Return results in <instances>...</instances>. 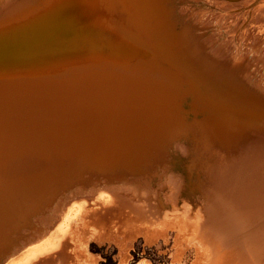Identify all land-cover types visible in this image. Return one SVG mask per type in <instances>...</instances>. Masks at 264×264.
<instances>
[{
  "label": "rangeland",
  "instance_id": "374dc122",
  "mask_svg": "<svg viewBox=\"0 0 264 264\" xmlns=\"http://www.w3.org/2000/svg\"><path fill=\"white\" fill-rule=\"evenodd\" d=\"M0 1V264L78 198L62 245L28 264H264V236L244 248L252 229L224 228L245 210L264 226V96L243 84L264 87V0Z\"/></svg>",
  "mask_w": 264,
  "mask_h": 264
},
{
  "label": "bare ground",
  "instance_id": "6f19581e",
  "mask_svg": "<svg viewBox=\"0 0 264 264\" xmlns=\"http://www.w3.org/2000/svg\"><path fill=\"white\" fill-rule=\"evenodd\" d=\"M11 0H2V3L4 2H7L6 3V7L7 8H10L11 6H13V4H16V1H18V0H16V1H14L15 3H12V2H10ZM20 1V0H19ZM1 2V1H0ZM18 3V2H17ZM22 3V2H21ZM20 3V4H21ZM24 3V2H23ZM5 5V4H4ZM18 5V4H17ZM25 5V4H24ZM15 7H16V5H14ZM19 6V5H18ZM14 7V8H15ZM2 12H3V10H5V9H3V7H2ZM1 10H0V12H1ZM13 10H15V9H13ZM12 10V11H13ZM17 10V9H16ZM21 10V9H20ZM9 13V12H8ZM4 14H5V12H4ZM10 14V13H9ZM14 14V13H13ZM6 16V15H5ZM2 20V19H1ZM22 23V22H21ZM43 27V26H42ZM24 31V30H23ZM35 32V31H34ZM32 33V32H31ZM15 34V33H14ZM9 38V37H8ZM3 43V42H2ZM12 43V42H11ZM249 48V47H248ZM258 48V47H257ZM1 49H2V47H1ZM3 49H4V47H3ZM2 49V50H3ZM256 54H258V53H256ZM245 55V54H244ZM0 56H2V55H0ZM260 56V55H259ZM260 61H262V65L261 66H263L264 67V59H262V57H261V59H259ZM256 57H255V59H254V65L256 66L258 63H260V61H259ZM245 67H247V66H245ZM245 70L246 71H244V68H242V71H243V77H249V76H247V75H249L248 73H246V72H248V69L247 68H245ZM251 79V78H250ZM245 80L244 79V81H243V84H244V87H245V89H247L246 87H247V85H246V83H251V85H252V87H253V89H254V93L255 92H257V94H258V96H264V87L261 85V83L259 82V80H256V78H255V80L253 81V80ZM98 84V83H97ZM104 85V84H103ZM104 87V86H103ZM105 88V87H104ZM95 89V88H94ZM102 90V89H101ZM91 91V90H90ZM105 91H106V89H105ZM245 91V90H244ZM52 92V91H51ZM73 92V91H72ZM36 93V92H35ZM44 93V92H43ZM83 93H86V92H83ZM90 93V92H89ZM7 94V93H6ZM47 94V93H46ZM62 94V93H61ZM78 94V93H77ZM93 94V93H92ZM8 95V94H7ZM33 95H35V94H33ZM37 95H40L39 94V92L37 93ZM48 95H49V93H48ZM74 95H75V93H74ZM85 95V94H84ZM87 95V94H86ZM41 96V95H40ZM56 96V95H55ZM73 96V95H72ZM83 96V95H82ZM82 96H80V97H82ZM101 96V95H100ZM99 96V97H100ZM106 96V95H105ZM45 97V96H44ZM47 97H49V96H47ZM90 97V96H89ZM88 97V98H89ZM104 97V96H103ZM108 97V96H107ZM29 98H31V97H29ZM32 98H33V96H32ZM43 98V97H42ZM101 98V97H100ZM99 98V99H100ZM257 98V97H256ZM19 99V98H18ZM34 99V98H33ZM40 99V98H39ZM80 99V98H79ZM260 99V98H259ZM258 99V100H259ZM31 101H32V99H30ZM30 100H28L29 102H30ZM83 100H84V98H83ZM85 100H86V98H85ZM16 101V100H15ZM86 101H88V99L86 100ZM92 101L94 102L95 100H93L92 99ZM92 101H88V104H89V102H91L92 103ZM97 101V100H96ZM112 101V100H111ZM35 102V101H34ZM39 102V101H38ZM81 103H82V101H81ZM85 103H87V102H85ZM94 103H96V102H94ZM98 103V102H97ZM96 103V104H97ZM256 103H258V102H256ZM8 104V103H7ZM104 104H105V102H104ZM104 104H103V102H102V105L104 106ZM92 105V104H91ZM99 105H101V104H99ZM107 105V104H106ZM106 105H105V108H106ZM113 105V104H112ZM8 106V105H7ZM50 106V105H49ZM85 106H87V105H85ZM84 106V107H85ZM93 106V105H92ZM91 106V107H92ZM108 107L110 106V104L109 105H107ZM59 107V106H58ZM78 107L80 108L81 107V105H79V106H77V109H78ZM82 107H83V105H82ZM88 107V106H87ZM90 107V108H91ZM100 107V106H99ZM102 107V106H101ZM76 108V107H75ZM110 108V107H109ZM112 108V107H111ZM54 109V108H53ZM61 109V108H60ZM59 109V110H60ZM87 109H89V107L87 108ZM102 109V108H101ZM108 109V108H107ZM107 109H105V111L107 110ZM176 109H178V108H176ZM62 110V109H61ZM60 110V111H61ZM91 110V109H90ZM109 110V109H108ZM112 110V109H111ZM153 110V109H152ZM257 110V109H256ZM63 111V110H62ZM61 111V112H62ZM82 111H84L85 112V109H82ZM95 111V110H94ZM98 111V110H97ZM102 111V110H101ZM100 111V112H101ZM113 111V110H112ZM243 111H245V112H249V111H247V110H243ZM57 112V111H56ZM59 112V111H58ZM64 112H65V110H64ZM76 112H78V111H76ZM80 112V111H79ZM78 112V113H79ZM107 112V111H106ZM105 112V113H106ZM114 112V111H113ZM82 112H80V114H81ZM93 113V112H92ZM104 113V114H105ZM109 113V112H108ZM174 113V112H173ZM103 114V115H104ZM99 115V114H98ZM106 115V114H105ZM153 115V114H152ZM245 115H247V114H245ZM82 116V115H81ZM107 116V115H106ZM241 116V115H240ZM10 117V116H9ZM35 117V116H34ZM91 117V116H90ZM110 117V116H109ZM245 116H243L242 115V118H244ZM259 117V116H258ZM11 118V117H10ZM84 118V117H83ZM246 119H244V120H247V117H245ZM251 118L255 121V122H259L260 121V119L259 118H257L256 117V115H252L251 116ZM251 118H248V119H251ZM3 120V119H2ZM38 120V119H37ZM107 120V119H106ZM214 120V119H213ZM252 120V121H253ZM116 121V120H115ZM207 121V120H206ZM211 121V120H210ZM110 122V121H109ZM208 123V122H207ZM246 123V122H245ZM256 123V124H257ZM154 125V124H153ZM214 125H216V124H214ZM29 127V126H28ZM118 127H121L120 125H118ZM17 128V127H16ZM206 128V127H205ZM19 129V128H18ZM216 129V128H215ZM2 130V129H1ZM205 130V129H204ZM30 131V130H29ZM39 131V130H38ZM5 132H6V130H5ZM120 132H122V131H120ZM160 132V131H159ZM18 133V132H17ZM27 133V132H26ZM123 133V132H122ZM138 133V132H137ZM217 133V132H216ZM226 133H227V131H226ZM120 134V133H119ZM256 134V133H255ZM47 135V134H46ZM124 135V134H123ZM143 135V134H142ZM227 135V134H226ZM250 135V134H249ZM255 136V135H254ZM21 137V136H20ZM89 137V136H88ZM125 137H127V136H125ZM202 137H204V136H202ZM256 137H258V136H256ZM256 137H255V139H256ZM4 138V137H3ZM7 138V137H6ZM22 138V137H21ZM102 138H104V139H106L105 137H102ZM102 138H100V139H102ZM138 138V137H137ZM228 138V137H227ZM18 139V138H17ZM103 139V140H104ZM109 139V138H108ZM108 139L107 140H105V141H108ZM134 139V138H133ZM258 139L260 140V138L258 137ZM1 140H3V139H1ZM24 140V139H23ZM202 140V139H201ZM203 140H205L204 138H203ZM236 140V139H235ZM252 140H254V138L252 139ZM252 140H250L251 142H252ZM8 141V140H7ZM14 141V140H13ZM17 141H19V139L17 140ZM99 141V140H98ZM104 141V142H105ZM121 141V140H120ZM226 141V140H225ZM249 141V142H250ZM261 141V140H260ZM75 142H77V141H75ZM202 142H204V141H202ZM243 142H247V140H245V141H243ZM257 142V141H256ZM259 142V141H258ZM7 143V142H6ZM27 143V141H25L24 143H21L20 145L22 146V147H25L24 146V144H26ZM74 143V142H73ZM99 143V142H98ZM100 143H102V142H100ZM207 143V142H206ZM260 143H262V146H263V142L261 141ZM3 144V143H2ZM11 144V143H10ZM15 144V143H14ZM83 144V143H82ZM203 144V143H202ZM244 145H245V143H244ZM257 145V144H256ZM8 146V145H7ZM6 146V147H7ZM15 146V145H14ZM14 146H13V148H14ZM21 146H19V148L21 147ZM102 146V145H101ZM100 146V147H101ZM2 147H3V145H2ZM16 147V146H15ZM38 147H39V145H38ZM261 147V146H260ZM13 148H12V150H10V151H12V153L14 154V150H13ZM26 148V147H25ZM253 148V147H252ZM7 149V148H6ZM16 149H18V146H17V148ZM83 149V148H82ZM1 150V149H0ZM79 150V149H78ZM104 150V149H103ZM253 150H254V148H253ZM10 151H8V153L10 152ZM21 151V150H20ZM19 151V152H20ZM40 151V150H39ZM98 151V150H97ZM255 151V150H254ZM261 151H262V153H261ZM73 152V151H72ZM130 152H133V151H130ZM252 152V151H251ZM17 153V152H16ZM21 153V152H20ZM38 153V152H37ZM247 153V152H246ZM264 154V146H263V148H261V149H259V151H255V158H257V155L256 154ZM13 154H11L10 155V158H11V160H12V155ZM32 154H34V152L32 153ZM23 155V154H22ZM22 155H20V156H22ZM31 155V154H30ZM37 155V154H36ZM91 154H89V156H90ZM14 157L13 158H15V159H13V161H11V163L12 162H15V160L17 161V165H20V163H22V162H20V157H18L17 159H16V155H13ZM18 156V155H17ZM27 156V155H26ZM29 156V155H28ZM81 156V155H80ZM23 157V156H22ZM25 157V156H24ZM121 157V156H120ZM263 157V156H262ZM7 158V157H6ZM26 158V157H25ZM87 158V157H86ZM240 158V157H239ZM24 159V158H23ZM81 159V158H80ZM88 159V158H87ZM86 159V160H87ZM105 159V158H104ZM134 159V158H133ZM243 159V158H242ZM10 160V159H9ZM28 160V159H27ZM122 160V159H121ZM244 160V159H243ZM257 160V159H256ZM256 160H254V162L256 163ZM6 161V163L8 162L9 164H11L10 163V161H7V159L5 160ZM18 161L20 162L19 164H18ZM23 161H25V160H23ZM78 161H80V160H78ZM90 161V160H89ZM99 161V160H98ZM258 161V160H257ZM26 162V161H25ZM134 162H135V160H134ZM142 162V161H141ZM241 162H242V160H241ZM72 163H74V162H72ZM79 163V162H78ZM81 163L82 162H80L79 163V166L81 165ZM83 163L85 164V161H83ZM83 163H82V165H83ZM88 162H86V165L87 166H90V165H88L87 164ZM92 163H94V162H92ZM100 163V162H99ZM122 163V162H121ZM244 163V162H243ZM249 163V162H248ZM16 164V163H15ZM23 164V163H22ZM24 164H26V163H24ZM29 164V163H28ZM75 164V163H74ZM91 164V163H90ZM242 164V163H241ZM8 165V164H7ZM12 165V164H11ZM10 165V167H12ZM131 166L133 165V164H130ZM129 165V166H130ZM13 166H15V165H13ZM21 166V165H20ZM20 166H18L19 167V169H20ZM26 165H24V167H25ZM92 167L94 166V164L93 165H91ZM99 166V165H98ZM122 166V165H121ZM125 166H127V164H126V162H125ZM245 166V165H244ZM257 166H259V165H257ZM8 167H9V165H8ZM9 167V168H10ZM69 167V166H68ZM91 167V168H92ZM95 167H97L96 165H95ZM134 167V166H133ZM4 168H6L5 167V165H4ZM13 168V167H12ZM12 168H11V170H9V169H7V170H9V171H11V172H13L12 171ZM47 168V167H46ZM74 168V167H73ZM90 167H89V169H91ZM101 167H98V169H100ZM104 168V167H103ZM112 168V167H111ZM116 168V167H115ZM129 168V167H128ZM127 168V169H128ZM16 168H14V171H20L18 168V170H15ZM70 169V168H69ZM69 169H68V171H69ZM72 169V168H71ZM81 169V168H80ZM94 169V168H93ZM97 169V170H98ZM140 169V168H139ZM249 169V168H248ZM5 170V169H4ZM6 170V171H7ZM22 170H23V167H22ZM72 170H74V169H72ZM71 170V171H72ZM102 170V169H101ZM113 170V169H112ZM253 170V169H252ZM2 171V170H1ZM5 171V172H6ZM109 171V170H108ZM119 171H121V170H119ZM125 171V170H124ZM254 171V170H253ZM8 172V171H7ZM99 172V171H98ZM106 172V171H105ZM246 172V171H245ZM2 173H4L3 171H2ZM9 173V172H8ZM13 173H15V172H13ZM13 173H11L12 175H13ZM119 173V172H118ZM256 173V172H255ZM5 174V173H4ZM16 174V173H15ZM19 174V173H18ZM231 174V173H230ZM9 175V174H8ZM7 175V176H8ZM11 175V176H12ZM66 175V174H65ZM246 175V174H245ZM3 176V175H2ZM4 176H6V174L4 175ZM13 176H15V175H13ZM70 176V175H69ZM92 177H94V176H92ZM114 177V176H113ZM235 177V176H234ZM243 177V176H242ZM5 178H7V177H5ZM8 178H11V177H8ZM69 178V177H68ZM68 178H66V182H67V179ZM95 178V177H94ZM230 178V177H229ZM253 177L251 176L250 178H247L246 180H250V179H252ZM242 179H245V178H242ZM241 179V180H242ZM235 180V179H234ZM229 181V180H228ZM41 182V181H40ZM39 182V183H40ZM248 182V181H247ZM246 182V183H247ZM42 183V182H41ZM53 183V182H52ZM36 185V184H35ZM40 186L41 185H39V189H40ZM38 187V186H37ZM44 187V186H43ZM232 188V187H231ZM8 189H10V190H14V189H16V188H13V187H10V188H8L7 187V190ZM43 189V188H42ZM233 189V188H232ZM27 190V189H26ZM36 190V188L34 189V191ZM12 191H10V192H8V196H7V198L8 199H10L11 197H12ZM18 191V193H24V190H22V189H19V190H17ZM32 191V190H31ZM39 191V190H38ZM43 191V190H42ZM46 191V190H45ZM44 191V192H45ZM102 191V190H101ZM15 192V191H14ZM40 192V191H39ZM216 192V191H215ZM207 193V192H206ZM42 194V193H41ZM36 195V194H35ZM216 195V194H215ZM37 196V195H36ZM39 196V195H38ZM219 196V195H218ZM231 196V195H230ZM233 196V195H232ZM236 196V195H235ZM19 196H17V198H18ZM111 197H112V194H111V192H102V193H100L99 195H98V197H96V199H95V201H97V202H101L102 203V205H103V208H106V207H108L109 205H112V204H114L115 202L111 199ZM219 198V197H218ZM228 198V197H227ZM241 199H243V198H241ZM217 200H219V199H217ZM226 200V199H225ZM32 201V200H31ZM227 201V200H226ZM229 201V200H228ZM232 203V202H231ZM232 204H234V202L232 203ZM230 205V204H229ZM225 206H227L228 207V204H226ZM233 206V205H232ZM232 208V207H231ZM236 208V207H235ZM242 208V207H241ZM107 209V208H106ZM109 209V208H108ZM123 209V208H122ZM238 209V208H237ZM137 210V209H136ZM245 210V209H244ZM129 211V210H128ZM238 211V210H237ZM115 212V211H114ZM241 212V211H240ZM243 212V211H242ZM248 212H250V210H245V212H244V214H242L243 215V218L241 217V215L239 214L237 217H236V220L234 221H231V226H229V224H228V222L226 223V224H228V225H225L224 226V228H229L228 229V233H230V232H232V233H234L235 231L234 230H237V229H241V228H244L245 230L247 229V228H250V229H252L251 230V232L250 233H248L249 234V236H247L246 235V233H242V232H240V233H242L243 234V236H247L248 238H246V239H248L247 241H246V245H244V248L245 247H247V243H249V242H251L252 240H253V243L255 244V241L256 240H258V238H260V236H264V226H260V224H263V223H260V220H259V218H257V216L254 218L253 216L255 215H251V214H249L248 216L246 215ZM85 213V211H84V202H82V200L81 199H79L78 198V200L76 199L75 201H73V202H71L70 203V205L66 208V210L63 212V213H61L62 215H61V217H60V219H59V221H58V223L50 230V231H48V233L47 234H45V235H43V236H41V237H37V239L35 238V240L33 241L32 240V242L30 243V244H28V245H26V246H24V248L20 251V253L18 254V256H16V257H13L10 261H8V263L7 264H28L29 262H31L32 260H34L35 258H37L38 256H41V255H43V254H46V253H48V252H52V251H54V250H56V249H58L61 245H62V243H63V241L65 240V238L68 236V234H69V232H70V230H71V228H72V225H73V222H74V220L73 219H78L81 215H83ZM123 213V212H122ZM130 213V212H129ZM232 213V212H231ZM234 213V212H233ZM246 213V214H245ZM250 213H252V212H250ZM235 214V213H234ZM233 214V215H234ZM257 214V213H256ZM262 214H264V211L262 212ZM130 215V214H129ZM217 215V214H216ZM252 216V218H251V216ZM261 215V214H260ZM121 216V215H120ZM127 216V215H126ZM136 216V215H135ZM1 217H3V216H1ZM6 217V216H5ZM239 217H241L240 219L241 220H239ZM245 217H247V220L245 221ZM260 217H263V216H260ZM231 218V217H230ZM121 219V218H120ZM139 219V218H138ZM185 218H182V220H184ZM226 219H228V218H226ZM232 219H234V218H232ZM263 219V218H262ZM143 220V219H142ZM154 220H157V217H156V219H154ZM211 220V219H210ZM229 220V219H228ZM119 221V220H118ZM121 221V220H120ZM147 222H150V223H152V222H155V224L153 223V224H151V225H143L141 228H143L144 229V231H146L147 233H150V234H156V233H158V232H160L162 229H163V227L168 223V221L169 220H157V221H153V220H151V221H148V220H146ZM217 221V220H216ZM146 223V222H145ZM172 223V222H171ZM183 223V222H182ZM206 223V222H205ZM217 223V222H216ZM224 223V222H223ZM112 224H113V222H112ZM135 224V223H134ZM141 224V223H140ZM173 224H175V223H173ZM245 224H248V225H245ZM128 225H129V223H128ZM168 225V224H167ZM138 226V225H137ZM187 226V225H186ZM189 227H190V229H191V227L192 226H190V225H188ZM218 226V227H217ZM217 226H215V227H217V229L218 228H220L221 226L220 225H217ZM114 227V226H113ZM129 227V226H128ZM132 227V226H131ZM215 227H211V228H213V229H211V230H214V231H211L210 232V234H211V237L212 238H214L215 237V235L217 234V232H219V230L217 231V229L215 228ZM222 227H223V224H222ZM136 228V227H135ZM187 228V227H186ZM195 228V227H194ZM208 229V228H207ZM230 229H232L233 231H230ZM189 230V229H188ZM195 230V229H194ZM243 230V229H242ZM241 230V231H242ZM3 231H4V229H3ZM128 231H129V229H128ZM217 231V232H216ZM125 232V231H124ZM193 232H196V231H193L192 230V232L190 231L189 233H193ZM225 232V231H224ZM236 232H238V231H236ZM91 233H95L94 232V230L93 231H91ZM98 233V232H97ZM120 233V232H119ZM127 233V232H126ZM128 233H130V232H128ZM127 233V234H128ZM164 233V232H163ZM188 233V232H187ZM188 233V234H189ZM239 233V234H240ZM5 234V233H4ZM187 234V236H189ZM197 233H195V235H196ZM209 234V235H210ZM237 234V233H236ZM241 234V235H242ZM245 234V235H244ZM101 235V234H100ZM121 235V234H120ZM194 235V234H193ZM226 235V234H225ZM39 236H40V234H39ZM150 236V235H149ZM159 236V235H158ZM203 236H204V234H203ZM207 236V235H206ZM230 236V235H229ZM197 237V235L195 236V238ZM199 237V236H198ZM217 237V236H216ZM258 237V238H257ZM99 238V237H98ZM151 238V237H150ZM187 238V237H186ZM194 238V239H195ZM205 238V237H204ZM238 237H236V239H237ZM239 238H242V237H239ZM124 239V238H123ZM188 239V238H187ZM193 239V240H194ZM197 239V238H196ZM235 239V240H236ZM261 239H263V242H264V237H262ZM198 240H200V239H198ZM201 240H202V238H201ZM238 240H240V239H238ZM127 241V240H126ZM196 241V240H195ZM205 241V240H204ZM209 241H210V239H209ZM216 241H218V240H216ZM230 241H231V239H230ZM243 240H241L240 242H242ZM186 242H187V240H186ZM200 242V241H199ZM198 242V243H199ZM202 242V241H201ZM207 242V241H206ZM194 243V242H193ZM196 243H197V241H196ZM197 243V244H198ZM232 243V242H231ZM237 243V242H236ZM257 243V242H256ZM201 245L203 244V242L202 243H200ZM234 244V243H233ZM242 244H243V242H242ZM250 244V243H249ZM201 245H199V246H201ZM232 245V244H231ZM237 245V244H236ZM203 247H205V245H202ZM208 246V245H207ZM207 246H206V248H207ZM232 246H234V245H232ZM237 246H239V245H237ZM258 246V245H257ZM257 246H252L254 249V251H255V249H258V247ZM197 247V246H196ZM264 247V246H263ZM127 248V247H126ZM233 248V247H232ZM235 248V247H234ZM199 249V248H198ZM236 249V248H235ZM234 249V250H235ZM264 249V248H263ZM203 250V249H202ZM206 250V249H205ZM252 250V251H253ZM241 251V250H240ZM259 251V250H258ZM203 252V251H202ZM238 252V251H237ZM242 252V251H241ZM222 253V252H221ZM228 253V252H227ZM236 253V252H235ZM252 254H253V252H251ZM216 254V253H215ZM220 254V253H219ZM218 254V255H219ZM238 254V253H237ZM236 254V255H237ZM243 254H244V250H243ZM122 255V254H121ZM217 255V254H216ZM221 255H223V253L221 254ZM220 255V256H221ZM254 255V254H253ZM220 256H218V258H220ZM233 256H235V255H233ZM238 257V256H237ZM244 257V256H243ZM256 256L254 255V257H252V260L255 258ZM221 259V258H220ZM215 260V259H214ZM217 261V260H216ZM218 262V261H217ZM252 262V264H253V261H251ZM214 263V262H213ZM216 263V262H215ZM217 264V263H216ZM218 264H220V262L218 263ZM261 264V263H260Z\"/></svg>",
  "mask_w": 264,
  "mask_h": 264
}]
</instances>
